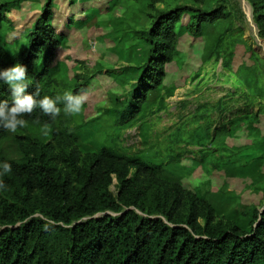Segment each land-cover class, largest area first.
Segmentation results:
<instances>
[{"label": "trees", "instance_id": "trees-1", "mask_svg": "<svg viewBox=\"0 0 264 264\" xmlns=\"http://www.w3.org/2000/svg\"><path fill=\"white\" fill-rule=\"evenodd\" d=\"M23 1L0 0V26L10 21L9 6ZM54 1L47 0L20 51L8 52L0 36V264H264V208L247 212L250 227L242 228L218 215L209 194L165 178L164 164L81 142V125H71L68 109L81 101L93 74H76L71 92L52 76L62 38L52 24ZM157 1L149 4V26L135 32L149 51L130 84L122 121L136 117L149 93L161 89L180 35L188 29L199 37L206 25L226 17L222 4L211 10L189 4L157 9ZM247 1L264 37V0ZM185 14L191 15L187 25ZM231 30L230 23L212 53L227 69L236 40L223 41ZM255 59L256 83L264 89V60ZM11 70L24 80L23 87L11 84ZM208 108L197 110L198 121H204L201 143L220 146L249 120L236 114L215 126ZM199 152L204 159L210 150Z\"/></svg>", "mask_w": 264, "mask_h": 264}, {"label": "rangeland", "instance_id": "rangeland-1", "mask_svg": "<svg viewBox=\"0 0 264 264\" xmlns=\"http://www.w3.org/2000/svg\"><path fill=\"white\" fill-rule=\"evenodd\" d=\"M46 2L26 0L19 6H9L6 18L10 21L0 26L1 42L8 52L23 48ZM150 3L151 0H79L74 4L71 0L54 1L52 24L62 38L50 65L52 76L66 83L71 92L76 74H93L81 101L68 109L71 125H81V142L89 147L108 146L164 164L165 178L183 181L188 188L209 194L218 215L248 229L251 219L246 213L264 208V89L256 83L255 59L259 56L264 60V37L259 34L252 6L247 0L153 2L157 9L189 4L211 10L222 4L226 17L206 25L199 37L186 29L179 37L174 60L166 65L161 89L149 93L136 117L122 121L130 84L136 81L137 67L149 51L148 42L135 32L149 26L148 13L153 12ZM190 19L191 15L185 14L182 24L187 25ZM230 23L232 30L223 43L233 39L236 44L231 68L227 69L212 53ZM42 62L43 57L35 69ZM8 79L12 85L24 86V80L14 70ZM260 79L264 85V74ZM219 100H223L220 108ZM199 106L209 107L211 118L218 121L215 126L236 114H247L249 120L222 139L220 146L201 143L204 121H198ZM222 108L226 112L222 113ZM61 110L64 112V107ZM201 148L210 150L204 159ZM173 153L179 154V160L170 162ZM115 183L114 180L111 186L114 192Z\"/></svg>", "mask_w": 264, "mask_h": 264}]
</instances>
